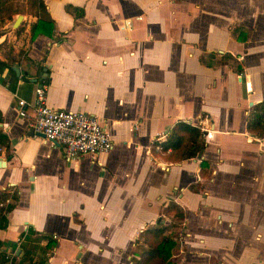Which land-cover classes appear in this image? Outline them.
<instances>
[{
  "label": "crops",
  "instance_id": "1",
  "mask_svg": "<svg viewBox=\"0 0 264 264\" xmlns=\"http://www.w3.org/2000/svg\"><path fill=\"white\" fill-rule=\"evenodd\" d=\"M43 2L51 36L31 41L37 16L28 13L0 28L1 60L6 48L24 49L0 72V190L14 194L0 229L9 261L25 262L19 244L32 227L57 239L37 250L43 264H135L144 230L165 225L175 264H264V130L247 128L264 113V0ZM43 72L46 103L97 116L110 151L70 162L33 131ZM177 121L211 132L202 155L172 162L151 150ZM173 205L181 217L168 214Z\"/></svg>",
  "mask_w": 264,
  "mask_h": 264
},
{
  "label": "trees",
  "instance_id": "2",
  "mask_svg": "<svg viewBox=\"0 0 264 264\" xmlns=\"http://www.w3.org/2000/svg\"><path fill=\"white\" fill-rule=\"evenodd\" d=\"M0 0V28L10 20L15 14H33L37 16V20L31 24L30 40L32 41L38 35L51 36L53 31V21L50 18L43 0ZM26 5V6H25ZM27 7V10H24ZM67 11L73 10L71 6L66 5ZM20 34L21 30L16 31ZM1 33V31H0ZM18 54V53H17ZM214 57L213 54L209 55ZM223 60L231 58L229 55H222ZM202 60V58H201ZM16 61V60H15ZM13 59H9V55L5 60L0 59V72L4 68H9L13 63ZM207 65L208 62H206ZM41 70V67L38 68ZM236 72L240 73L242 70L240 65H236ZM47 73L48 70H47ZM49 82L48 75L43 78V83ZM247 128L250 132L261 134L264 130V113L258 114L247 123ZM160 147L161 152H168L165 158L172 162H181L183 160L194 158L202 155L205 149V141L203 139V132L199 126L193 125L190 122L177 121L175 122L167 134L166 140L163 142H153L151 150L155 152V147ZM201 174L203 177L208 175V163L201 161ZM14 198V194H10L6 190H0V229L7 226L8 220L6 214L13 208L14 204L6 203L8 199ZM169 215L181 217L180 209L173 205L167 206ZM167 227L165 225L154 226L144 230L140 242L142 252L136 254L135 264H175L172 257L178 252L177 242L174 238L165 234ZM42 240H46V244L40 246ZM139 242V241H138ZM57 245V239L48 237L40 232L28 227L27 231L22 235V240L19 244L21 251H23L24 263L10 262L6 253L4 252V243L0 241V264H43L42 257H38L37 250L41 249L42 253L51 250ZM35 258V260H34Z\"/></svg>",
  "mask_w": 264,
  "mask_h": 264
},
{
  "label": "built area",
  "instance_id": "3",
  "mask_svg": "<svg viewBox=\"0 0 264 264\" xmlns=\"http://www.w3.org/2000/svg\"><path fill=\"white\" fill-rule=\"evenodd\" d=\"M25 103L23 99H19L17 103L18 114L23 118L28 117ZM32 105L34 114L30 117L31 128L34 132L43 134V138L50 144L61 146L68 161L76 162L84 155L95 157L112 149L111 137L97 116L49 106L46 103L43 82L36 90ZM211 136L210 131L203 132L204 140Z\"/></svg>",
  "mask_w": 264,
  "mask_h": 264
},
{
  "label": "rangeland",
  "instance_id": "4",
  "mask_svg": "<svg viewBox=\"0 0 264 264\" xmlns=\"http://www.w3.org/2000/svg\"><path fill=\"white\" fill-rule=\"evenodd\" d=\"M19 2L21 4L24 3L23 1H20V0H19ZM25 6H24V10L25 9L27 10V7L25 8ZM23 53H24V49H22V48L21 49H18L16 51L14 48L10 47V48H6V50L3 52V55H9V59H13V61H15V60H20L21 59L20 56Z\"/></svg>",
  "mask_w": 264,
  "mask_h": 264
},
{
  "label": "water",
  "instance_id": "5",
  "mask_svg": "<svg viewBox=\"0 0 264 264\" xmlns=\"http://www.w3.org/2000/svg\"><path fill=\"white\" fill-rule=\"evenodd\" d=\"M14 69V71L16 72V74L19 76L20 75V71H19V68H17V67H14L13 68ZM44 71H45V69H44ZM25 72L23 73V76H22V79L24 80V81H26V82H36L37 81V78H26L25 77ZM46 76V72H43V78ZM42 79V78H41ZM32 133H33V131H32ZM39 135L40 136H42V137H44V135L43 134H41V133H39Z\"/></svg>",
  "mask_w": 264,
  "mask_h": 264
}]
</instances>
